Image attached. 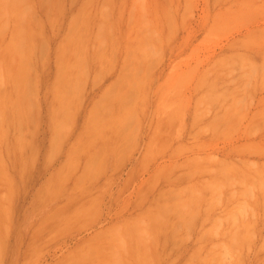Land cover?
Wrapping results in <instances>:
<instances>
[{"label":"rangeland","instance_id":"obj_1","mask_svg":"<svg viewBox=\"0 0 264 264\" xmlns=\"http://www.w3.org/2000/svg\"><path fill=\"white\" fill-rule=\"evenodd\" d=\"M0 264H264V0H0Z\"/></svg>","mask_w":264,"mask_h":264}]
</instances>
